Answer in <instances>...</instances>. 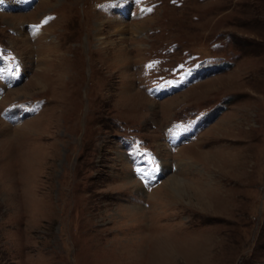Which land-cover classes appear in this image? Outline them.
Here are the masks:
<instances>
[{
	"label": "rangeland",
	"instance_id": "1",
	"mask_svg": "<svg viewBox=\"0 0 264 264\" xmlns=\"http://www.w3.org/2000/svg\"><path fill=\"white\" fill-rule=\"evenodd\" d=\"M0 264H264V0H0Z\"/></svg>",
	"mask_w": 264,
	"mask_h": 264
},
{
	"label": "bare ground",
	"instance_id": "2",
	"mask_svg": "<svg viewBox=\"0 0 264 264\" xmlns=\"http://www.w3.org/2000/svg\"><path fill=\"white\" fill-rule=\"evenodd\" d=\"M35 79V78H34ZM201 85V84H200ZM14 90V89H13ZM140 95V94H139ZM138 95V97H140ZM142 96V95H141ZM167 148V147H166ZM177 153H178V151H177ZM161 183V182H160ZM166 185L167 186H169L170 185V187H177L178 185H180V184H182V181H180V180H178V179H174V178H171L170 180L168 179V181H166ZM162 185V184H161ZM201 195V194H200ZM199 195V196H200ZM203 196V195H202ZM199 197L200 199H201V201L203 202V203H207L208 202V199L207 198H205V197Z\"/></svg>",
	"mask_w": 264,
	"mask_h": 264
},
{
	"label": "snow or ice",
	"instance_id": "3",
	"mask_svg": "<svg viewBox=\"0 0 264 264\" xmlns=\"http://www.w3.org/2000/svg\"><path fill=\"white\" fill-rule=\"evenodd\" d=\"M149 11H150V9H149ZM47 22V20H45V23ZM151 65H149V67H150Z\"/></svg>",
	"mask_w": 264,
	"mask_h": 264
}]
</instances>
